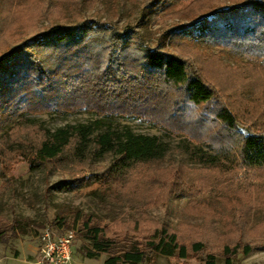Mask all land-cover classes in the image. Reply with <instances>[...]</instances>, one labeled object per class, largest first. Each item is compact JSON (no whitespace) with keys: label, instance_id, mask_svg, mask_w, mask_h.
<instances>
[{"label":"rangeland","instance_id":"obj_1","mask_svg":"<svg viewBox=\"0 0 264 264\" xmlns=\"http://www.w3.org/2000/svg\"><path fill=\"white\" fill-rule=\"evenodd\" d=\"M147 1L70 0L68 7L59 5V0H0V61H12L14 56L9 52L21 43L41 59L55 57L58 46L44 47L41 33L55 24L75 25L87 20L90 26H103L112 33L107 36L118 47L133 44L140 49L174 52L194 64L216 86L221 100L237 108L246 121L240 124L241 132H247L250 118L263 122L259 119L264 110L263 53H244L232 43L218 45L210 39L196 40L185 26L212 17L217 4L226 6L233 1L213 2L205 12L193 0H165L160 6L155 0L146 4ZM48 2L53 5L51 12L46 9ZM195 27L201 29L199 24ZM9 68H13L11 64ZM251 71L257 76L255 87L248 86ZM177 96L173 92L167 98ZM35 97L25 95L18 105L6 111L0 105V161L8 165L5 177L0 179V219L7 225L18 220L26 229L25 233H9L0 242V264H41L39 236L48 225L60 233L75 232L73 264H105L109 254L102 253L96 258L86 254L92 247L86 234L93 232L99 223L110 233L122 232L131 241L136 238L146 241L155 228L167 226L179 234L181 241L191 244L202 240L207 249H213L226 240L231 243L232 239L240 238L242 231L235 227L240 221L238 214L244 216L249 226L264 219V173L251 170L246 175L247 185L240 188L244 179L237 175L245 172L237 167L239 137L236 134L220 137L208 108H186L185 104L177 108L168 101L161 105L163 109H153L160 118H164V113L183 111L193 121L205 117V123L193 126L190 135L178 129L170 131L147 118L102 116L86 108L71 110L76 106H66L64 102H71L60 101L55 92L38 100ZM58 106L61 107L57 110ZM82 123L93 124L96 132L131 129L157 136V157L135 165L122 187L92 181L73 189L65 188L74 174L87 178L93 170H103L110 165L113 154L107 152L96 159L88 156L85 162L72 166L52 163L32 166L30 146L42 138L40 128L54 131ZM222 146L224 150L220 149ZM212 162L225 164L231 171L224 165L212 166ZM175 184H184L185 191H172ZM202 255L195 251L188 256L167 255L159 247H151L136 262L123 255L119 264H208L201 259ZM211 264H264V243L240 249L226 258H215Z\"/></svg>","mask_w":264,"mask_h":264},{"label":"trees","instance_id":"obj_2","mask_svg":"<svg viewBox=\"0 0 264 264\" xmlns=\"http://www.w3.org/2000/svg\"><path fill=\"white\" fill-rule=\"evenodd\" d=\"M59 1V5H71L70 0ZM153 1L148 0L146 4ZM155 1L160 6L165 0ZM207 1L193 0V3L204 8L205 12L211 3L220 0ZM232 1V4L226 6L219 7L217 4L215 10H211L212 17H203L197 23L185 24L189 34L196 40H214L218 45L219 42L232 43V46H240L241 52L257 51L263 53L264 57V0ZM47 7L51 12L53 5L48 2ZM198 24L201 29L195 27ZM107 33L103 26H90L87 20H81L75 25L55 24L41 33L45 39L44 47L58 46L56 56L48 60L34 55L24 43L14 46L9 52L10 56H14L12 61H0L1 107L6 111L18 105V100L25 95H36L38 100L39 97L52 96L55 92L60 95V101L71 102H64L66 106H76L71 110L86 108L102 116L147 118L155 124L165 125L169 130L178 129L190 135L193 126L205 123V117L193 121L194 118L183 111L177 114L164 113V118H160L153 109H163L161 105L168 101L173 102L172 107L177 108L184 104L186 108L206 107L214 115L215 128L218 127L220 137H235V134L239 137L241 146L237 167L245 172L244 175H237L244 179L240 182V188L244 189L247 185L246 175L249 176L251 170L264 173V121L259 123L255 118H250L247 132H241L240 124L246 121L237 108L221 100L216 86L194 64L174 52L165 53L150 47L140 49L133 44L127 48L118 47L112 38H108ZM117 36L120 37V34ZM104 45L109 48L106 49ZM10 64L12 69L9 68ZM256 77L253 71L248 74V86L255 87L258 84ZM173 92L178 96L168 99L167 96ZM259 119L264 120V110ZM40 131L42 138L30 146L33 153L32 166H35L34 163L72 166L85 162L88 156L96 159L107 152L114 156L110 165L101 171L93 170L91 177L74 174L66 182L65 188L73 189L92 181H104L122 187L125 183L123 180L136 168L135 165L156 158L159 148L157 136L136 133L131 129L124 132H96L93 124L82 123L54 131L40 128ZM224 147L220 149L224 150ZM211 165H224L227 171L231 169L219 162H212ZM7 169V163L0 161V179L5 177ZM172 188L175 192L185 191L184 184H175ZM237 219L240 221L235 227L242 231L240 238L232 239L231 243L226 240L213 249H207L206 242L202 240L185 243L175 230L170 231L167 226L155 228L148 240L139 239V242L138 238H132L135 241H131L120 231L110 233L99 223L93 232L86 234L92 244L86 254L89 258H96L106 253L109 257L105 264H119L123 255L136 262L151 247H159L167 255L188 256L191 251L200 252L203 253L201 259L211 264L215 258H226L240 249H251L264 243V219L252 222L250 226L243 215L238 214ZM5 223L0 219V242L9 233L26 232L24 224L18 220L9 225Z\"/></svg>","mask_w":264,"mask_h":264},{"label":"built area","instance_id":"obj_3","mask_svg":"<svg viewBox=\"0 0 264 264\" xmlns=\"http://www.w3.org/2000/svg\"><path fill=\"white\" fill-rule=\"evenodd\" d=\"M74 231L60 233L50 225L46 226L39 236V263L73 264Z\"/></svg>","mask_w":264,"mask_h":264}]
</instances>
